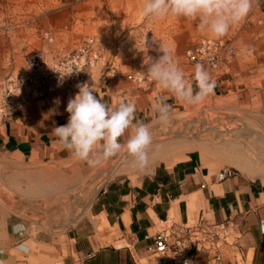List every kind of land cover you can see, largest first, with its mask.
Here are the masks:
<instances>
[{"label": "rangeland", "instance_id": "1", "mask_svg": "<svg viewBox=\"0 0 264 264\" xmlns=\"http://www.w3.org/2000/svg\"><path fill=\"white\" fill-rule=\"evenodd\" d=\"M142 4L143 0H0V126L17 119L19 125L29 122L33 113H42L47 100L67 104L78 92L76 85L86 82L98 92L101 86L108 90L111 80L122 79L129 92L152 102L162 96L171 106L169 124H150L153 144L145 171L133 168L131 158L122 154L90 170L79 169L76 161L61 154L45 160L1 156L0 223L19 218L45 230L74 228L89 217L104 187L118 182L137 185L155 168L190 154L217 179L227 173L264 183V0L220 38L200 31L192 20L146 19L140 14ZM202 41L222 43L216 68L187 57ZM160 45L171 50L189 82L195 65H203L219 92L190 105L148 78L145 63L160 55ZM79 48L87 50L86 60L92 61L83 77L71 90L46 93L30 64L52 66ZM182 127L189 136L181 135Z\"/></svg>", "mask_w": 264, "mask_h": 264}, {"label": "crops", "instance_id": "2", "mask_svg": "<svg viewBox=\"0 0 264 264\" xmlns=\"http://www.w3.org/2000/svg\"><path fill=\"white\" fill-rule=\"evenodd\" d=\"M217 92L218 84L210 96ZM96 94L113 106L134 101L137 119L147 124L156 120L152 110L156 100L129 92L122 79L111 80L108 90L101 86ZM57 101L47 100L42 113H33L23 125L17 119L0 126V157L45 160L61 154L81 170L93 168L62 150L51 134L69 116L67 104ZM262 185L241 177L219 180L190 154L155 168L137 185L118 182L104 187L92 202L89 217L74 228L56 232L19 218L5 220L0 223V264H154L147 248L160 222L170 218L176 224L202 220L218 227L217 249L205 244V250L195 255V264H264Z\"/></svg>", "mask_w": 264, "mask_h": 264}, {"label": "clouds", "instance_id": "3", "mask_svg": "<svg viewBox=\"0 0 264 264\" xmlns=\"http://www.w3.org/2000/svg\"><path fill=\"white\" fill-rule=\"evenodd\" d=\"M258 0H143L140 14L146 19L163 20L169 16L195 21L200 31L220 38L234 25L245 20ZM156 58L149 57L146 74L178 101L197 105L213 94L216 81L201 64L195 65L192 81L173 58L171 50L160 45ZM70 74V73H69ZM62 76V75H61ZM63 77V76H62ZM78 92L69 98L64 125L51 134L62 150L78 161L95 167L117 155L131 158V166L145 171L149 167V149L153 144L151 125L136 118L134 101L113 106L98 98L89 83H78ZM58 103V101H57ZM156 123L171 122V106L158 97L152 106ZM127 137L122 142L123 137ZM187 264V262H186Z\"/></svg>", "mask_w": 264, "mask_h": 264}, {"label": "built area", "instance_id": "4", "mask_svg": "<svg viewBox=\"0 0 264 264\" xmlns=\"http://www.w3.org/2000/svg\"><path fill=\"white\" fill-rule=\"evenodd\" d=\"M222 46L221 42L202 41L187 53V57L192 62H206L216 68L218 51ZM87 54V50L79 48L74 54L65 56L52 66L38 61L32 62L30 66L38 73L41 88L48 94H55L60 88L71 90L80 81L86 68L92 64V61L86 60ZM227 177L230 174H219L220 180ZM217 228L202 220L191 225L165 220L160 222L159 230L154 235L153 244L147 248V253L155 257L154 264H195V255L205 250V244L217 249L214 245V240L218 239ZM215 261H219L218 252Z\"/></svg>", "mask_w": 264, "mask_h": 264}, {"label": "bare ground", "instance_id": "5", "mask_svg": "<svg viewBox=\"0 0 264 264\" xmlns=\"http://www.w3.org/2000/svg\"><path fill=\"white\" fill-rule=\"evenodd\" d=\"M184 127V126H183ZM182 127V129L179 130V132L181 133V135L183 136H189V133ZM191 135V134H190ZM193 136V135H192ZM258 136L260 137V135L258 134ZM199 137V136H198ZM261 138V137H260ZM158 139V138H155ZM106 174V173H105Z\"/></svg>", "mask_w": 264, "mask_h": 264}]
</instances>
